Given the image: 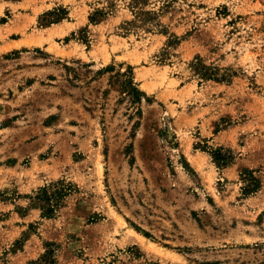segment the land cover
<instances>
[{"label": "rangeland", "instance_id": "rangeland-1", "mask_svg": "<svg viewBox=\"0 0 264 264\" xmlns=\"http://www.w3.org/2000/svg\"><path fill=\"white\" fill-rule=\"evenodd\" d=\"M17 35L0 264H264V0H67Z\"/></svg>", "mask_w": 264, "mask_h": 264}, {"label": "crops", "instance_id": "crops-1", "mask_svg": "<svg viewBox=\"0 0 264 264\" xmlns=\"http://www.w3.org/2000/svg\"><path fill=\"white\" fill-rule=\"evenodd\" d=\"M63 1L67 0H0V18L7 12L10 13L7 19L0 23L1 39L20 41L21 36L14 37L13 35L28 32L40 13Z\"/></svg>", "mask_w": 264, "mask_h": 264}, {"label": "trees", "instance_id": "trees-1", "mask_svg": "<svg viewBox=\"0 0 264 264\" xmlns=\"http://www.w3.org/2000/svg\"><path fill=\"white\" fill-rule=\"evenodd\" d=\"M129 84L132 85V81H129ZM135 91H138L136 87H134ZM253 187L257 185L256 180L252 182ZM70 188V184L64 183L63 181L56 182L49 187H44L36 196L37 200L41 202L43 212L45 214H51L54 212L55 207L59 205V202Z\"/></svg>", "mask_w": 264, "mask_h": 264}]
</instances>
